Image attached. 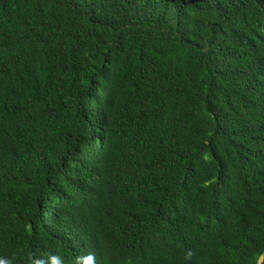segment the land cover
<instances>
[{"label":"trees","instance_id":"trees-1","mask_svg":"<svg viewBox=\"0 0 264 264\" xmlns=\"http://www.w3.org/2000/svg\"><path fill=\"white\" fill-rule=\"evenodd\" d=\"M0 264H264V0H0Z\"/></svg>","mask_w":264,"mask_h":264}]
</instances>
